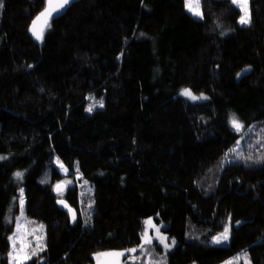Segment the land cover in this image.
<instances>
[{
  "label": "trees",
  "instance_id": "trees-1",
  "mask_svg": "<svg viewBox=\"0 0 264 264\" xmlns=\"http://www.w3.org/2000/svg\"><path fill=\"white\" fill-rule=\"evenodd\" d=\"M47 1L0 8V264L22 189L44 226L24 264L131 249L125 264H264V0L244 24L233 0H200V18L186 0H82L39 44L29 27ZM148 218L176 240L169 254L142 245Z\"/></svg>",
  "mask_w": 264,
  "mask_h": 264
},
{
  "label": "rangeland",
  "instance_id": "rangeland-1",
  "mask_svg": "<svg viewBox=\"0 0 264 264\" xmlns=\"http://www.w3.org/2000/svg\"><path fill=\"white\" fill-rule=\"evenodd\" d=\"M189 2L190 0H186L187 8L189 10ZM250 0H247L246 7L242 8L239 3H236V5L242 10V17L245 19H248L249 21V5ZM191 3L193 4V7H195L196 0H191ZM198 11L201 13L200 8V0H199V8ZM194 16L197 18H200L201 15H195L192 11L189 10ZM189 90V89H185ZM182 90L179 95L194 101L199 102L202 100H207L208 97L206 95H197L191 90H189L193 96L197 97V99H192L189 96L183 95L184 91ZM56 166L60 172V174L66 176L68 175L67 169L63 166V164L60 161H56ZM22 175L19 176L23 177L24 173H21ZM64 181L66 182L68 187H71L74 185V182L72 178L66 177L64 178ZM20 200H19V215L14 220V233L10 236V242L12 245V251L10 254L11 258V264H24L28 258L30 253L39 251L42 247L39 245L42 243V239L40 238L39 234L41 231H43L44 234V226L41 224H35L32 225V223L28 222L26 218V212H25V190L22 189L20 191ZM11 220V219H10ZM151 220L152 225L147 224L146 222ZM159 229V231H157ZM223 234L221 233L219 235H216L212 239V243L215 245H227L229 244L231 233L230 231H227V238H223ZM145 235H147L148 238H150V243L145 242ZM221 237L220 241L217 242L216 238ZM163 238V239H162ZM158 243L163 250L165 251V254H169L172 252L175 247L177 246L176 240L170 239L167 232H165L164 224H160L156 222L154 218H148L144 221V228L142 233V245L149 244L153 245L154 243ZM174 242V243H173ZM120 253L122 255H114ZM132 254L134 252L132 251H123V250H112V251H106L98 253L94 256L95 263L94 264H125L127 261L124 259L127 254ZM150 252H147V256L151 258V254H148ZM241 259L238 260H232L230 263L227 264H240ZM244 264L246 261L244 260Z\"/></svg>",
  "mask_w": 264,
  "mask_h": 264
},
{
  "label": "water",
  "instance_id": "water-1",
  "mask_svg": "<svg viewBox=\"0 0 264 264\" xmlns=\"http://www.w3.org/2000/svg\"><path fill=\"white\" fill-rule=\"evenodd\" d=\"M82 0H67V3H63V0H53L54 5L55 4H62L61 7H54V10L51 11V15L47 17H41L42 13H45L46 10L49 9V0L46 3L45 8L34 18V20L31 22L29 27V35L30 37L37 43H42L44 40V35L49 29V27L57 20L60 19L62 16L66 14V12L76 3H79ZM41 17V19L38 21L37 18ZM47 19V23L45 24L44 21ZM36 22V29L35 31L40 33L41 38L37 39V36L33 32V23ZM59 186V187H58ZM55 194L60 195L66 192V185L65 184H59L55 188ZM57 206L59 209L64 211L68 214L70 221L72 224H75L77 221V212L75 209L71 208L69 204L64 199H59Z\"/></svg>",
  "mask_w": 264,
  "mask_h": 264
},
{
  "label": "snow or ice",
  "instance_id": "snow-or-ice-1",
  "mask_svg": "<svg viewBox=\"0 0 264 264\" xmlns=\"http://www.w3.org/2000/svg\"><path fill=\"white\" fill-rule=\"evenodd\" d=\"M233 2L234 3H239L240 6L242 8H244V7H246L247 0H233ZM63 3H67V0H63ZM61 6H62V4H55L54 5L53 0H49V9L46 10L45 13H42L41 17L50 16L51 15V11L54 10V7H61ZM2 7H3V3H2V0H0V8H2ZM198 8H199V0H196L195 7H193V4L191 3V0H190V2H189V10L192 11L195 15H201V13L198 11ZM41 17H38L37 20L39 21L41 19ZM240 22L242 24H244V23H248L249 21H248V19H245L244 17H241V21ZM44 23L45 24L47 23V19H45ZM35 29H36V22L33 23V32L37 36V39H40L41 35H40V33L36 32ZM183 95L189 96L192 99H197V97L193 96L192 93L189 90H185ZM101 106H102V104H101ZM89 110H91V109H89ZM232 124H233V127L236 128L237 131L241 130V128L243 127V125H241L239 123V121H237V119L235 117H233ZM21 175H22L21 173H17L18 177L21 176ZM146 223L149 224V225H152L151 220L147 221ZM157 231H159V229H157ZM223 238L224 239L227 238V231H225V233L223 234ZM220 239H221V237H217L216 238L217 242H219ZM145 242L146 243H150V238H148L147 235H145ZM130 251L134 252L135 249H131ZM114 255H122V254L117 253V254H114Z\"/></svg>",
  "mask_w": 264,
  "mask_h": 264
}]
</instances>
